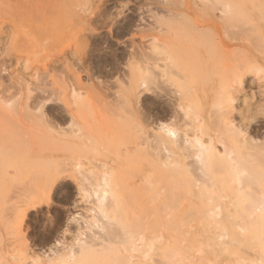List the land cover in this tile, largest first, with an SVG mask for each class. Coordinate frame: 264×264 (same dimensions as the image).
<instances>
[{
  "label": "rangeland",
  "instance_id": "obj_1",
  "mask_svg": "<svg viewBox=\"0 0 264 264\" xmlns=\"http://www.w3.org/2000/svg\"><path fill=\"white\" fill-rule=\"evenodd\" d=\"M48 1L0 0V124L3 125H0V239H4V243L0 240V246L5 250L0 247V253H6V256L0 254V264L5 257L11 261L13 254L24 249L29 257L50 255L60 239L63 243L58 249L63 250L73 242V234L65 231L70 228L73 232L76 228L70 217L85 215L87 206L91 205L80 203L82 197L76 187L66 182L52 192L50 208L30 211L20 233L11 229L15 219L13 224L10 219L15 208L11 209L16 205L13 203L18 193H24V185L32 186L29 181L34 173V160L44 157L40 155H45L53 145L46 137H50V126L67 128L72 119L70 113L78 117L75 129L82 131V139L93 138L105 146L109 143L106 148L110 152L92 156L85 148L70 154L68 151L64 163L80 162L84 169L105 166L109 171L126 166L129 182L137 180V164L130 160L139 141L136 140L139 119L143 120L144 115L151 121L169 117L161 111H168V97L145 96L139 92L131 107H118L116 102L123 97L122 82L131 77L139 80V65L136 62L129 66V55L139 48L150 47L153 33L149 31H174L162 41L163 44L171 42L174 50L178 36L184 37L177 46L184 49L188 59L183 66L187 82L191 88L202 90L205 96L195 110L212 116L210 121H213L221 111L219 100L225 99L224 95L230 96L234 100L230 117L241 128L245 139L264 141V0H159L162 3L154 13L147 8L151 0ZM164 2L171 5H163ZM252 51L254 55L250 56ZM164 53L168 58L173 57L171 52ZM75 93L77 97L73 96ZM28 113L33 114V121L26 119ZM41 115L46 122L45 119L41 122ZM12 119L18 120L17 124L22 127L15 122L18 127L12 131L14 128L9 124ZM44 122H49V126L42 125ZM43 140L49 145L43 144ZM35 142L47 150L43 151ZM217 147L222 149L220 144ZM17 177H21L20 181H16ZM18 182H23V186ZM6 223L12 224L11 227ZM196 226L193 224V229ZM220 243L223 244L215 242L213 248L223 250ZM235 247L236 252L229 248L236 256L213 249L214 255L217 257L219 253V256L211 257L221 261L219 264H236L238 254L244 252V255L248 250L238 246L241 253ZM196 250L188 253H194L190 260L199 264L201 256ZM250 251L248 255H240L244 264L254 258V252ZM192 256L197 257L194 260Z\"/></svg>",
  "mask_w": 264,
  "mask_h": 264
},
{
  "label": "bare ground",
  "instance_id": "obj_2",
  "mask_svg": "<svg viewBox=\"0 0 264 264\" xmlns=\"http://www.w3.org/2000/svg\"><path fill=\"white\" fill-rule=\"evenodd\" d=\"M160 3L159 0H151L147 4L150 13H154ZM164 4L171 5V2ZM170 13L175 15L173 10ZM149 32L153 33L150 47L135 50L127 59L129 66L138 63L139 80L131 77L121 83L123 97L116 104L118 107H131L140 93L145 96L162 94L168 97L165 101L168 111H161L169 117L151 121L144 115L143 120L139 119L136 136L139 141H135L137 145L130 160V163L133 160L137 164L135 171L139 175L136 182H129L125 175L129 170L126 166L113 167L109 171L104 169L105 166L84 169L80 162L64 163V155L68 151L70 154L85 148L92 156L110 152L109 147L106 148L109 143L105 146V143L95 142L93 138L82 139V131L75 129L78 117L70 113L72 119L67 128L50 126V137L46 135L50 140H46L52 141L53 145L48 148L46 156L40 155L44 157L34 160V163L28 161L34 164V173L29 181L32 186L24 185V193L20 191L22 194L19 192L16 203H13L16 205H12L11 211L15 208V214L8 218L12 224L15 219L13 225L10 223L12 231L20 233L29 212L50 208L54 196L52 192L66 182H72L76 187L82 197L80 203L91 205L87 206L85 215L70 217L76 228L73 232L70 228L65 231V234H73V242L63 250L58 249L63 243L60 239L55 242L50 255L29 257L24 249L11 256L13 261L5 257L2 264H197L190 260L195 249L201 256L198 254L199 264H219L221 261L216 260L219 253L217 257L214 255L217 250L213 248L215 242H223L229 250L222 243L224 249L217 245L234 256L236 253L231 250L235 245L237 250L239 248L238 252L242 253L240 247L244 248H241L243 251L248 250L247 255L252 250L254 258L252 262L249 260L250 264H264V141L258 143L245 139L241 128L230 117L234 112V100L230 96L224 95L225 99L219 100L221 111L217 112L213 121H210L212 116L195 110L205 96L202 90L191 88L187 82L183 66L188 59L184 49L177 46V42H182L184 37L178 36L174 50L171 42L162 43L174 31ZM259 32L262 34V31ZM166 51L171 52L173 57L168 58L164 53ZM251 55H254L253 51ZM262 58L264 61V56ZM29 115L26 119L31 121L33 114ZM41 118L43 122L45 116L41 115ZM11 121L14 125L9 124L13 128L21 126L17 124L18 120ZM45 122L42 125L49 126V122ZM15 128L11 130L15 131ZM217 144L222 145V149ZM38 145L40 147L41 144ZM35 148L32 147L33 150ZM44 149L47 150V147ZM23 182L18 184L23 186ZM2 210L6 211L5 208ZM14 215L15 218H12ZM6 221L9 222L8 219ZM193 224L198 226L197 230L193 229ZM190 251L194 253L190 255ZM2 254L6 256V253ZM240 255L236 264H244V255ZM192 257L195 260L197 256Z\"/></svg>",
  "mask_w": 264,
  "mask_h": 264
}]
</instances>
